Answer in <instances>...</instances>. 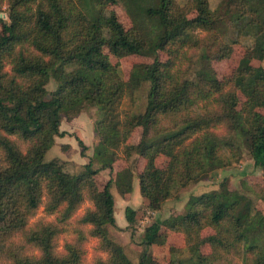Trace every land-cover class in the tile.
<instances>
[{
  "label": "trees",
  "instance_id": "trees-1",
  "mask_svg": "<svg viewBox=\"0 0 264 264\" xmlns=\"http://www.w3.org/2000/svg\"><path fill=\"white\" fill-rule=\"evenodd\" d=\"M121 4L129 27L114 10ZM0 14V264H84L91 238L106 256L94 264H133L108 233L117 228L114 185L129 196L136 177L146 211L157 214L244 152L264 172V0H220L214 10L211 0H0ZM230 26L238 30L232 41ZM241 36L251 44L220 79L209 63L229 59ZM132 56L152 62L133 64L125 79L111 58ZM144 86V110L124 113V100ZM88 105L98 109V145L72 174L63 160L45 157L67 135L63 119ZM118 152L128 167L101 187L98 177ZM256 196L264 203V187ZM253 203L223 179L218 190L192 196L185 214L147 225L138 264H264V213ZM41 208L54 219L33 222ZM138 216L126 208L134 232ZM170 234L184 246L170 247L166 260L149 253Z\"/></svg>",
  "mask_w": 264,
  "mask_h": 264
},
{
  "label": "rangeland",
  "instance_id": "rangeland-1",
  "mask_svg": "<svg viewBox=\"0 0 264 264\" xmlns=\"http://www.w3.org/2000/svg\"><path fill=\"white\" fill-rule=\"evenodd\" d=\"M179 4L184 5L188 0H177ZM220 0H211L212 9H216ZM5 9V8H4ZM120 22H122L126 27L131 26L132 21L128 16L127 10L124 5H118L114 7ZM4 16V15H3ZM225 27H222V30ZM231 26L227 28L230 31ZM237 28H233L230 31L228 41L235 39L238 36ZM232 32V33H231ZM233 34V35H232ZM264 40V33L262 35ZM260 41V39H259ZM261 42V41H260ZM251 44V40L248 37L241 36L240 44L234 46L233 55L229 59L223 61H215L209 63L211 69H214L220 79L228 76L231 72L239 65V62L243 56V48L245 45ZM264 44V43H263ZM160 59L162 61L167 60V56L164 53H160ZM113 64L119 63L123 76L125 79L129 78V74L133 64L135 63H151L152 60L149 58H142L137 56L127 57L122 60L111 58ZM255 64H258L257 62ZM264 66V62H263ZM56 84L54 81L48 86L49 91H54ZM148 87L144 86L133 96H128L123 102L124 113L137 114L144 110L146 105ZM99 117L98 109L88 105L83 112L74 120L68 121L66 118L63 119L61 130L65 131L67 135L64 138H56L55 145L47 153L45 160L51 161L53 159L59 158L67 164V170L72 174H79L84 170L86 164L94 159L95 148L98 145V138L95 132V122ZM141 130H136L130 142L132 144H138L141 138ZM78 139L83 141L86 146L84 150V155H82L83 149L79 146ZM165 163V158L160 157L158 159L159 166H163ZM138 169L142 168V161H138ZM128 164L125 162L123 154L118 152L117 160L114 163L113 169L103 170L99 177L98 183L103 187L111 179H115L117 174L126 169ZM94 168H100L98 162L94 163ZM227 178L229 180V187L232 191H238L240 195L245 194L251 198L254 203L252 205V210L260 208L264 213V203L257 200L256 193L264 187V172L260 168H256L254 162L250 158L248 152H244L241 160L235 163L233 167L229 169L219 171L217 176L214 178L199 183L196 186L183 190L179 193L178 198L172 199L166 203L163 211L161 213L153 214L147 209V202L140 194L139 181L135 177L133 180V191L127 195H122L118 190L117 186L114 185L112 192L115 197V216L117 221V228L109 227L108 233L109 237L124 248V251L128 258L133 264H138L140 255L143 252V247L141 245L143 238L142 233L144 228L157 218L166 219L171 216L183 215L188 210V202L192 196H199L203 193L210 192L219 189L220 182ZM258 202V203H257ZM91 206L86 203L82 209L77 213V217L83 215L85 210ZM127 207H131L139 211V216L137 219V225L135 232L128 227V223L125 218V210ZM53 217H48L44 208H41L37 216L33 219V222L39 220H45L47 222L53 220ZM74 236L72 234H67L62 236L60 239L59 251L64 253L62 245L65 241H72ZM183 247L184 239L179 234H170L168 236L167 242L163 246H153L149 248V253L164 260L170 257V247ZM86 255L84 264H94L96 259L105 258L106 256L98 250V240L89 239L85 244ZM39 252H36L38 254Z\"/></svg>",
  "mask_w": 264,
  "mask_h": 264
},
{
  "label": "water",
  "instance_id": "water-1",
  "mask_svg": "<svg viewBox=\"0 0 264 264\" xmlns=\"http://www.w3.org/2000/svg\"><path fill=\"white\" fill-rule=\"evenodd\" d=\"M1 17H4V16L0 14V18H1Z\"/></svg>",
  "mask_w": 264,
  "mask_h": 264
}]
</instances>
